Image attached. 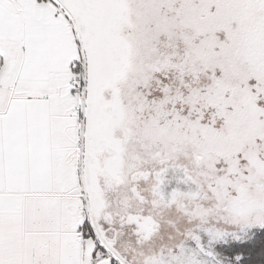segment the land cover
<instances>
[{
  "label": "snow or ice",
  "instance_id": "snow-or-ice-1",
  "mask_svg": "<svg viewBox=\"0 0 264 264\" xmlns=\"http://www.w3.org/2000/svg\"><path fill=\"white\" fill-rule=\"evenodd\" d=\"M0 264H264V0H0Z\"/></svg>",
  "mask_w": 264,
  "mask_h": 264
}]
</instances>
